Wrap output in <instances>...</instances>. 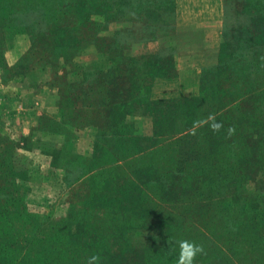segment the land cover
Here are the masks:
<instances>
[{"label":"trees","instance_id":"obj_1","mask_svg":"<svg viewBox=\"0 0 264 264\" xmlns=\"http://www.w3.org/2000/svg\"><path fill=\"white\" fill-rule=\"evenodd\" d=\"M97 1L0 0V70L9 72L4 82L18 81L30 71H47L51 79L46 85L56 96L54 118L39 116L48 122L46 127L40 128L35 121L36 127L20 136L18 142L0 136V264H87L75 258L82 254L91 256L92 252L106 251L107 255L108 251L116 252L118 239L130 243V233L140 228L138 223L151 211L185 224L186 217L195 214V210L204 207L203 212L209 214L212 205L218 210L230 208L226 218L229 246L218 245L220 232L209 230L204 235L203 230L199 231L192 239L203 246L206 254L199 255L195 264H264V200L257 201L255 195L243 196L241 185L228 183L241 175V170L245 171V167L238 168L236 163L246 160L252 167L258 166L254 163L264 152L260 148L263 140L257 136L264 135V121L245 120L237 127L232 118H224L214 110L209 114L223 124L217 140L212 139L213 131L208 125L197 128L193 135V125L184 122L179 131L165 129L164 135L159 134L158 126L152 122L149 137H136L130 123L132 108L143 105L140 97L144 96L149 81L137 78L138 70L126 53L129 45L126 33L100 35V26L90 16ZM100 1L104 10L101 13L110 6L114 13H120L127 10L131 0H121L117 6L109 0ZM257 11L264 16V8ZM17 29L28 32L26 55L30 61H19L24 73L13 78L14 67H6L3 60L7 40L3 34ZM261 46L264 48V38ZM86 48L101 57L104 64L101 63V68L71 62L72 57L85 55ZM220 55L223 58L219 63L223 65L217 68L221 73L222 68L226 71L236 59H231L227 52ZM256 58V71L263 73L264 58L260 54ZM59 59L74 70L71 84L59 80L55 71ZM152 68L148 67L147 72H153ZM151 77L149 74L148 79ZM258 81L256 111L260 100L264 104V78ZM219 92L225 95L227 90ZM235 101L239 100L219 102L216 106L223 110ZM188 105L193 111L197 109L195 103ZM230 126L235 128L231 136ZM259 126L262 128L255 132ZM49 127L59 137V145L49 148L40 143L35 148L50 157V165L60 172L67 194L72 193L64 217L58 220L28 212L29 188L24 186L28 175L18 177L14 162L16 150H31L33 133L41 135ZM88 127L94 128L91 154H75L70 143L78 142L76 133ZM244 136L248 146L242 143ZM163 137L168 142L162 144L164 147H156L157 139ZM242 145L249 150L244 160L240 154ZM227 191L232 194L224 199ZM169 192L174 198H165ZM233 200L240 205V212H232L236 208ZM210 216L215 214L210 212ZM188 225L193 228L196 224ZM236 240L238 244H234ZM179 241L178 237L165 241L173 250L171 255L167 247L160 251L161 246L153 247V253L157 252L160 259L164 257L167 264H176ZM119 252L124 253L122 249Z\"/></svg>","mask_w":264,"mask_h":264},{"label":"rangeland","instance_id":"obj_2","mask_svg":"<svg viewBox=\"0 0 264 264\" xmlns=\"http://www.w3.org/2000/svg\"><path fill=\"white\" fill-rule=\"evenodd\" d=\"M109 1L117 6L116 4L121 0ZM97 2L91 12L89 8V12L91 18L100 26V35L112 37L115 34L126 33L129 38L126 53L133 60V68L138 70L137 78L141 82L149 81L145 85L146 88L144 87V96L140 97L143 105H134L132 108L130 123L136 137H142L138 133L142 117H150L152 113L155 115L152 116L151 123H156L160 135L166 134L165 129L179 131L185 123L192 126L194 118L199 119L214 110L219 111L224 118H232L237 127L242 126L245 120L264 121V104L261 100L259 111L254 110L256 107L254 103L259 99L258 79L264 78V72L256 71L258 68L256 57L260 54L264 58L262 53L264 48L261 46V39L264 38V16L257 11V8H264V0H205L207 3L204 8L212 15V20L200 25L195 24L191 16L190 6L195 5L194 0H131L128 1L127 10L120 12L121 14L114 13L112 6L101 13L104 11L101 1ZM242 7H248V9L245 10ZM27 33L26 30L17 29L6 35L3 34L7 38L2 52L3 60L6 67H14L12 68L13 78H19L24 73L21 64H18L19 61L22 63L30 61L26 55L29 45ZM226 52L231 55V59L236 60L232 61L230 68L226 71L222 68L220 73V68H217L223 65V62L219 63L223 58L220 53L225 54ZM34 59L35 57L32 62ZM100 59L101 57L86 48L85 55L72 57L71 62L81 67L94 64L101 68L103 62ZM55 66V71L60 76L59 80L71 84L73 82L71 73H74V70L70 68V65L59 59ZM148 67H153V72H147ZM149 74H152L150 79H148ZM8 76L9 72L0 70V86L6 83L4 81ZM83 85L87 83L84 82ZM222 89L227 90L225 95L219 92ZM162 94H165L164 98H155L156 95ZM234 100L239 101L233 102L229 108L222 110L221 107L216 106L219 102L227 104ZM192 103L197 105L195 111L188 105ZM144 112L148 114L145 115ZM39 116L35 120L39 122L38 126L46 127L48 122ZM34 125L35 122L31 131ZM88 128L83 131L94 130L93 127ZM260 128L262 127H256L255 132ZM212 133L214 135L212 139L217 140L220 132ZM0 136L9 141L18 142L19 137L24 135H21L13 126L6 125L0 129ZM258 137L263 140L260 148L264 152V135ZM246 138L244 136L242 143H246ZM59 141L52 127H49L41 135L34 132L29 144L32 147V154H35L34 151L37 149L35 146L38 144L43 143V147L50 148L58 146ZM167 142L164 137L158 138L155 145L164 147L162 144ZM152 144L153 142L150 145ZM70 145L75 154L85 156L91 154V140L79 139L78 142L74 141ZM29 151L19 148L15 152V171L18 177L26 176L28 172L35 171L38 166V163L30 157ZM240 154L243 155L241 160L248 157L247 147L241 148ZM263 154L260 153L261 159L254 163L258 166L252 167L249 163H245L246 160L244 163H236L238 168L245 167V171L241 170V175L235 176L232 181L228 182L241 185L240 190L244 191L242 195L248 198L255 195L257 201L264 200ZM41 172L43 181L41 186H32L27 181L24 183V186L29 188L26 208L30 213L38 210L43 212V215L58 220L64 217L67 206L72 200V193L67 194L59 171L57 179L53 171L49 169L44 168ZM230 194L232 192L227 191L222 197L229 199ZM165 198L172 199L174 194L169 192ZM233 202L236 208L232 212H240L237 200ZM202 209L204 210V207ZM203 210H195V214L186 217L188 219L185 220V224L172 218H163V215H157L151 211L142 223H138L140 228L130 233V243L126 239L119 238L116 252L108 251V255L106 251L92 252L91 256L103 257L98 264H167L163 260L164 257L160 259L157 252L153 253V247L161 246L160 251L167 247L171 255L173 250L165 241L169 237L171 239L178 237L181 240L191 229L193 231L190 232V236L184 239L194 241L192 238L199 231L201 233L203 230L204 235H208L209 230H216L221 236L218 245L229 246L226 239L228 231L226 218L230 213V208L226 207V211L218 210L215 205H212L209 214L204 213ZM210 212L215 216H210ZM191 223L196 225L190 228L188 224ZM234 244H238V241L236 240ZM177 245L174 248H177ZM120 249L124 253L120 254ZM89 257V255L83 256L82 254L75 260L88 264Z\"/></svg>","mask_w":264,"mask_h":264},{"label":"crops","instance_id":"obj_3","mask_svg":"<svg viewBox=\"0 0 264 264\" xmlns=\"http://www.w3.org/2000/svg\"><path fill=\"white\" fill-rule=\"evenodd\" d=\"M195 5L190 6L195 24L209 23L212 15L207 12L205 0H194ZM51 75L47 71H30L18 81H9L0 86V129L6 125L13 126L21 135H27L32 128L37 116H54L56 113V96L47 87ZM165 94L156 95L155 98H164ZM152 119L149 116L142 117L138 133L142 137H149L152 131ZM76 137L90 141L92 134L89 131H79ZM35 154L32 150L29 155L38 163L35 171L28 172V184L41 186L42 172L46 168L53 171L56 179L58 171H54L50 165V157L36 149ZM32 213L43 215L38 210Z\"/></svg>","mask_w":264,"mask_h":264},{"label":"clouds","instance_id":"obj_4","mask_svg":"<svg viewBox=\"0 0 264 264\" xmlns=\"http://www.w3.org/2000/svg\"><path fill=\"white\" fill-rule=\"evenodd\" d=\"M208 125L213 132H219L223 128V124L217 122L214 115L209 114L206 118L193 122L192 134L195 135L196 129ZM235 133L234 127H229V136ZM206 254L202 245L187 239L179 241V253L176 264H195L199 255ZM101 257L92 255L88 258V264H98Z\"/></svg>","mask_w":264,"mask_h":264}]
</instances>
